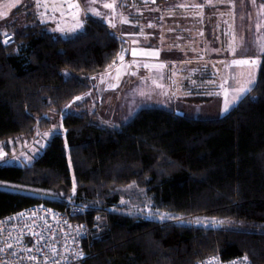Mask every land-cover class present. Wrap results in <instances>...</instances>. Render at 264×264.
<instances>
[{
	"label": "trees",
	"instance_id": "1",
	"mask_svg": "<svg viewBox=\"0 0 264 264\" xmlns=\"http://www.w3.org/2000/svg\"><path fill=\"white\" fill-rule=\"evenodd\" d=\"M122 1L140 7L149 2ZM165 1L175 0L155 3ZM10 30L14 42L0 40V150L6 153L50 128L46 115L61 114L113 48L126 51L122 40L112 43L107 25L92 18L70 38L57 37L42 24ZM200 65L190 63L188 69ZM61 121L79 191L264 217V56L255 87L220 119L193 120L148 108L118 129L101 125L86 110ZM0 186L16 189H0V219L33 205L63 210L71 200L83 206L75 220L88 229L84 264H201L210 257L264 264V224L227 221L231 228H206L178 216L127 214L124 205L83 194L70 198L56 140L31 164L0 165Z\"/></svg>",
	"mask_w": 264,
	"mask_h": 264
},
{
	"label": "rangeland",
	"instance_id": "2",
	"mask_svg": "<svg viewBox=\"0 0 264 264\" xmlns=\"http://www.w3.org/2000/svg\"><path fill=\"white\" fill-rule=\"evenodd\" d=\"M68 1L70 4L73 1L79 5V8H70L69 3L58 5L59 0H5L0 5V31L2 34H8L12 32L11 27L22 30L25 27L49 22L51 24L47 29L54 31L55 36L70 38L82 30L83 22L80 24L82 20L79 15L76 25L70 26L65 17L68 11L74 10L79 13L84 7L96 16V21L110 27L114 43L119 39V34L133 40L132 36L137 33L142 43L151 45L150 53L156 55H146L153 58L152 60L125 64L118 58L113 70L119 69V73L116 72L112 76L93 75L90 83L82 85L62 105L61 114L52 112L46 115L52 123L50 128L38 131L31 142L13 146L9 153L0 150V165L31 164L41 155L48 143L56 140L70 198L83 194L124 205L122 210L127 214L155 212L164 217L178 216L196 220L198 225L206 228H218L224 225L226 228H231L226 225L227 221L244 220L264 224V217L261 216L175 209L138 199H121L119 196L102 192L79 191L71 177L61 121L65 114H78L86 110L90 115L95 114L97 122L101 125L118 129L132 121L138 111L148 108L162 109L193 120H216L224 117L256 85L259 69H254L255 67L249 64L237 65L234 62L256 60V55L264 56V51L261 50L264 47V2L262 0L165 1L160 4L161 19L156 22L159 16L150 13L151 8L156 5L150 6L149 2L140 7L126 4L122 0ZM105 4H112L113 8H106ZM178 6L199 7V12L192 15L198 16L203 22L205 35L199 34L195 28H183L181 32L185 35L178 40V29L174 27L176 20L173 19ZM44 7L49 11H43ZM93 8H97V11ZM30 11L34 14L30 15ZM75 16L78 17V14ZM140 35L144 36L140 37ZM127 40L124 42L127 43ZM178 42L182 47H178ZM204 52H207V55L221 56L222 59L202 62V65L193 71L195 76L186 78L189 73L185 70L191 66L181 64L184 61L178 59H185L189 55L202 56L205 55ZM121 55L123 56L122 53L119 56ZM193 64H197L196 61ZM160 65L163 67L161 68ZM134 67L136 70H130ZM250 81L253 82L249 83ZM246 87L251 90L241 94L240 89ZM226 102L227 111H225ZM0 189L16 191L5 186H0Z\"/></svg>",
	"mask_w": 264,
	"mask_h": 264
},
{
	"label": "built area",
	"instance_id": "3",
	"mask_svg": "<svg viewBox=\"0 0 264 264\" xmlns=\"http://www.w3.org/2000/svg\"><path fill=\"white\" fill-rule=\"evenodd\" d=\"M14 37L12 33L1 34L0 40L9 45ZM84 211L83 206L68 201L63 210L33 205L0 219V264H84L88 256L82 245L88 229L75 220ZM208 261L250 264L245 258L230 263L209 258L201 264H208Z\"/></svg>",
	"mask_w": 264,
	"mask_h": 264
},
{
	"label": "crops",
	"instance_id": "4",
	"mask_svg": "<svg viewBox=\"0 0 264 264\" xmlns=\"http://www.w3.org/2000/svg\"><path fill=\"white\" fill-rule=\"evenodd\" d=\"M3 1H5V0H0V5L3 3ZM149 2L151 4L150 6L156 5V3H155L156 1L155 0H149ZM60 3H62L63 5H66V3H69V1L68 0L67 1L66 0H59L58 5ZM72 4H75V3L72 1ZM79 4H80V2H79ZM96 9L97 8H93L94 11H97ZM151 9H152L151 12H150L151 14H153L154 16H159L158 19L161 18V14L162 13L160 14V4H157L155 7H152ZM42 10L47 12L46 10H48V9H47V7H44ZM39 11H40V9H39ZM165 12H166V10H165ZM198 12H199V7L198 6H185V7L178 6V21H177V25H175V26L178 27V40H179V38L181 36L185 35V34H183L181 32L183 30V28H190V29L195 28L196 30H198L199 34L200 33H202L204 35L206 34L205 33L206 32L205 29L203 30V28H202L203 27V22L200 21V18L198 16H193L192 15L193 13H198ZM29 14L33 15L34 12L30 11ZM76 14H78V17L75 16ZM79 15H81V20H82L80 22V24L82 22L84 23L87 18H92L94 20H97L96 16H94L92 13H90L89 10H86V8H84V7L82 8L81 12H79V13L77 11H74V10L73 11H68V14L65 17V20L68 23V25H70V26L76 25V21L79 19ZM74 16H75V18H74ZM31 20H32V18H31ZM83 23H82V26H83ZM49 24H51V23L47 22V24L46 23L44 24V25H47L46 29L49 28ZM50 32L55 33L54 31H50ZM76 32H78V31H76ZM143 36L144 35H140V37H143ZM132 37H133V40L130 37L123 36V35H120V34L118 35V38L120 40L122 39L123 42H124V40L128 39L127 40L128 44L124 42L125 45H126V51L122 53L123 54L122 62L124 63V61H126V60H128L129 62H145V61H148V60H152L153 58L148 57L146 55H136V56H134L132 54L133 50H136L137 52L150 53V49L149 48L151 46L149 43L147 45H145V43H142L138 39V34L137 33H135ZM118 40H116V43H117ZM112 43H113V41H112ZM179 46L182 47V44L178 42V47ZM117 48L118 47L116 46L115 48L112 49L110 55L101 63V65L98 67L97 72L94 74V76H97V75L100 76V75H103V74H105L107 76H112V75H114L117 72V70H113V66H114L115 62L118 60L119 55H120V53L118 52ZM189 48H191V45H189ZM178 53H179V51H178ZM204 53H205V55H202V56H199V55L191 56V55H189V57H187L185 59H178V61H181V60L184 61L181 64H183V63L184 64H190V62L193 63L195 61H196V63L199 62V63L202 64V62H204V63L207 62V61L214 62L216 60H221L222 59L221 56H216L215 54L214 55L213 54L207 55V52H204ZM262 58L263 57H259L258 55H256V60L259 62V64L262 62ZM260 66H261V64H260ZM252 67H255L254 69H260L259 66H252ZM130 70H136V68L134 67V69L131 68ZM185 72L189 73L187 75L189 77H192L194 75L193 74L194 72L192 70L187 69V70H185Z\"/></svg>",
	"mask_w": 264,
	"mask_h": 264
},
{
	"label": "snow or ice",
	"instance_id": "5",
	"mask_svg": "<svg viewBox=\"0 0 264 264\" xmlns=\"http://www.w3.org/2000/svg\"><path fill=\"white\" fill-rule=\"evenodd\" d=\"M45 6H47V5H45ZM69 7L70 8H76V9H78L79 8V5H77V4H70ZM104 7H106V8H113V5L112 4H105ZM74 18H75V16H74ZM122 22H125L126 23L127 21H122ZM261 50L264 51V47H262ZM132 54L134 56H136V55H156V53L137 52L136 50H133ZM119 59L122 61L123 60V56L122 55L119 56ZM234 64H237V65H239V64H249V65H252V66H258L259 62L257 60H243V61H235ZM160 67L162 68L163 65H160ZM119 71L120 70L117 69V72L118 73H119ZM117 78H119V77L117 76ZM252 82L253 81H250L249 83H252ZM250 90L251 89L250 88H247V87L246 88H241L240 89V93L243 94L244 92H247V91H250ZM77 99H80V97H77ZM233 103H234V101H233ZM227 110H228V103L226 102V104H225V111H227ZM245 259H246V257H245ZM208 264H213V261H208ZM233 264H234V262H233Z\"/></svg>",
	"mask_w": 264,
	"mask_h": 264
},
{
	"label": "bare ground",
	"instance_id": "6",
	"mask_svg": "<svg viewBox=\"0 0 264 264\" xmlns=\"http://www.w3.org/2000/svg\"><path fill=\"white\" fill-rule=\"evenodd\" d=\"M122 40V39H121ZM123 41V40H122ZM70 168V167H69ZM211 258V257H210Z\"/></svg>",
	"mask_w": 264,
	"mask_h": 264
}]
</instances>
